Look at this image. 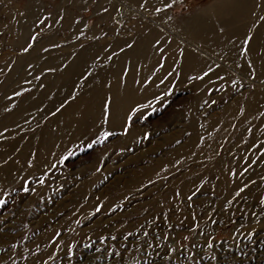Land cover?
<instances>
[{
	"label": "rangeland",
	"instance_id": "obj_1",
	"mask_svg": "<svg viewBox=\"0 0 264 264\" xmlns=\"http://www.w3.org/2000/svg\"><path fill=\"white\" fill-rule=\"evenodd\" d=\"M0 264H264V0H0Z\"/></svg>",
	"mask_w": 264,
	"mask_h": 264
},
{
	"label": "snow or ice",
	"instance_id": "obj_2",
	"mask_svg": "<svg viewBox=\"0 0 264 264\" xmlns=\"http://www.w3.org/2000/svg\"><path fill=\"white\" fill-rule=\"evenodd\" d=\"M107 135V134H106Z\"/></svg>",
	"mask_w": 264,
	"mask_h": 264
}]
</instances>
